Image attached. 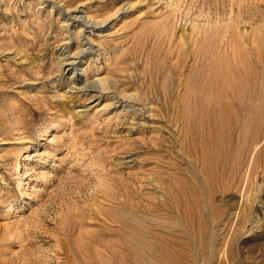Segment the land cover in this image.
<instances>
[{
	"label": "rangeland",
	"instance_id": "1",
	"mask_svg": "<svg viewBox=\"0 0 264 264\" xmlns=\"http://www.w3.org/2000/svg\"><path fill=\"white\" fill-rule=\"evenodd\" d=\"M0 264H264V0H0Z\"/></svg>",
	"mask_w": 264,
	"mask_h": 264
},
{
	"label": "bare ground",
	"instance_id": "2",
	"mask_svg": "<svg viewBox=\"0 0 264 264\" xmlns=\"http://www.w3.org/2000/svg\"><path fill=\"white\" fill-rule=\"evenodd\" d=\"M84 90V89H83ZM256 146V145H255Z\"/></svg>",
	"mask_w": 264,
	"mask_h": 264
}]
</instances>
